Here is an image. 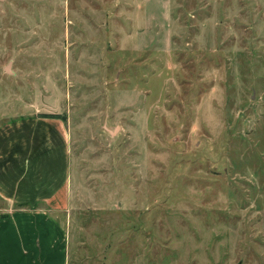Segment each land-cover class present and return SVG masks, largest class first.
I'll return each instance as SVG.
<instances>
[{
	"label": "rangeland",
	"instance_id": "1",
	"mask_svg": "<svg viewBox=\"0 0 264 264\" xmlns=\"http://www.w3.org/2000/svg\"><path fill=\"white\" fill-rule=\"evenodd\" d=\"M41 113L70 264H264V0H0V128Z\"/></svg>",
	"mask_w": 264,
	"mask_h": 264
},
{
	"label": "crops",
	"instance_id": "2",
	"mask_svg": "<svg viewBox=\"0 0 264 264\" xmlns=\"http://www.w3.org/2000/svg\"><path fill=\"white\" fill-rule=\"evenodd\" d=\"M72 169L62 118L25 115L0 128V264H70Z\"/></svg>",
	"mask_w": 264,
	"mask_h": 264
},
{
	"label": "trees",
	"instance_id": "3",
	"mask_svg": "<svg viewBox=\"0 0 264 264\" xmlns=\"http://www.w3.org/2000/svg\"><path fill=\"white\" fill-rule=\"evenodd\" d=\"M40 116L51 117V118H63L61 114H57V113H41Z\"/></svg>",
	"mask_w": 264,
	"mask_h": 264
}]
</instances>
